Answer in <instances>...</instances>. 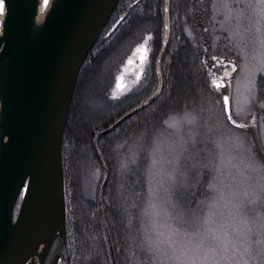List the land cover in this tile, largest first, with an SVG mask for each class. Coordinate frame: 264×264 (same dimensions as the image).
I'll use <instances>...</instances> for the list:
<instances>
[{
	"label": "trees",
	"instance_id": "trees-1",
	"mask_svg": "<svg viewBox=\"0 0 264 264\" xmlns=\"http://www.w3.org/2000/svg\"><path fill=\"white\" fill-rule=\"evenodd\" d=\"M214 1L170 0V37L161 64L162 92L150 106L132 115L97 142L108 171L102 205L116 264H153L151 245L156 240L146 231L149 226L146 216L151 210L148 207L150 197L146 192V172L151 168L150 149L156 139L162 136L166 124L172 119L191 115L199 120L198 123L204 124V119L212 114L208 107L213 101L212 97L219 92L211 89L212 79L208 75V68L213 57L223 58L224 52L219 51L218 46L220 42L219 47L225 45L223 41L215 43L214 40L215 33H220L213 17ZM119 19L121 21L115 31L96 43L80 70L64 134L62 157L67 264H112L98 204L103 171L92 142L97 133L141 105L157 87L154 64L163 36V0H121L107 30ZM144 41L149 47V62L139 83L122 96L112 97L111 90L117 72ZM256 85L255 117L264 119V80L259 78ZM218 101L222 106L221 98ZM223 116L228 127L248 134L230 126L224 111ZM249 145L254 158L261 164L251 142ZM196 147L200 145L193 146V149ZM200 151L203 154L201 147ZM239 157L241 162L243 152H239ZM208 161L210 164L206 167L209 169L198 172L192 165L193 173L184 180L176 177L178 181L173 185L178 202L189 212L188 217L200 220L202 228L206 212L215 207L218 203L216 197L219 198L218 190L213 192L214 176H211V172H205L215 171L213 166L216 167V159H213V165L211 158L201 159L200 162ZM221 163L223 160L220 162L219 159L220 169ZM240 173L245 177L241 170ZM231 183L233 189L235 183ZM174 189L168 191V202L164 205L166 208L169 203L175 202ZM233 193L237 195L238 201L247 195L237 188H234ZM256 197L258 192L254 188V216L258 215ZM198 207L202 210H197ZM217 220L219 217L216 214L215 221L219 223ZM256 220L254 218V262L259 248H264V216ZM258 231L262 233L260 237ZM233 235L235 237L236 233ZM234 237L230 238L229 242L232 243L228 250L239 247L234 244L238 243V238L235 240ZM230 253H233L231 258H234V252Z\"/></svg>",
	"mask_w": 264,
	"mask_h": 264
},
{
	"label": "water",
	"instance_id": "water-1",
	"mask_svg": "<svg viewBox=\"0 0 264 264\" xmlns=\"http://www.w3.org/2000/svg\"><path fill=\"white\" fill-rule=\"evenodd\" d=\"M121 0H50L37 22L39 0H3L0 14V264H67L66 199L62 144L80 70ZM135 4V3H134ZM170 0H163V36L154 70L155 92L109 128L92 147L103 171L98 204L108 239L102 198L108 171L98 140L150 106L163 88L161 64L170 37ZM132 5H130L131 7ZM227 123L230 86L216 79ZM228 97L225 105L224 97ZM227 108V111H226ZM233 120V119H232ZM248 132L260 162L264 151L255 125Z\"/></svg>",
	"mask_w": 264,
	"mask_h": 264
},
{
	"label": "rangeland",
	"instance_id": "rangeland-1",
	"mask_svg": "<svg viewBox=\"0 0 264 264\" xmlns=\"http://www.w3.org/2000/svg\"><path fill=\"white\" fill-rule=\"evenodd\" d=\"M213 17L215 27L220 32L214 35L215 43L223 41L225 45L219 47V43L218 50L224 52V56L210 60L208 75L212 80H228L232 119L236 123L255 125L264 147V119L256 118L257 113L254 111L256 83L259 78L264 80V4L260 0H215ZM138 48L140 52L136 51ZM145 48L147 59L141 68L140 57L144 56ZM148 54L149 47L144 41L128 56L115 76L112 97L122 96L139 83L149 62ZM130 60L132 64H129ZM233 67L235 71H232ZM226 72L230 75H225ZM118 81L122 83V90L117 88ZM252 81H255L254 89ZM219 98V94L212 97L213 101L208 107L212 114L209 118L204 116V124L198 123L199 120L191 115L172 119L166 124V131L150 149L151 168L146 172V192L150 197L148 207L151 210L146 216V223L149 224L146 231L156 240L151 245L153 264H192L193 260L196 264H202L205 256L211 264H264V248H259L254 262V218L256 220L264 216L261 213L264 212L263 170L251 151L249 135L226 125ZM197 145H200L203 154L200 147L193 149ZM239 152H243L241 162ZM204 158H211L212 165L213 159H216V167L213 166L215 171L205 172H211V176H214L213 192L218 190L220 200L216 197L218 203L206 212L202 221L205 225L203 229L200 220L188 217L189 212L178 202L173 185L178 179L184 180L193 173L192 165L198 172L209 169L206 167L209 161L200 162ZM219 159L220 162L223 160L221 169ZM232 181L235 183L233 189L230 187ZM171 188L175 191V202L169 203L166 208L164 205L168 202L167 195ZM234 188L247 194L242 201L237 200ZM254 188L258 192L255 198L258 204L257 216H254ZM203 204L206 205L205 202ZM198 209L202 210L200 207ZM216 214L219 223L215 221ZM177 228L181 230L177 232ZM185 230L189 235H185ZM235 233L236 238L233 235ZM213 234L216 240L212 245L214 251H211L209 245ZM258 234L259 237L262 235L259 231ZM205 237L208 239L205 240ZM231 237L235 240L238 238V243L234 242L239 246L237 249L228 250L232 243L229 242ZM229 251L234 252V258H231L233 253Z\"/></svg>",
	"mask_w": 264,
	"mask_h": 264
},
{
	"label": "snow or ice",
	"instance_id": "snow-or-ice-1",
	"mask_svg": "<svg viewBox=\"0 0 264 264\" xmlns=\"http://www.w3.org/2000/svg\"><path fill=\"white\" fill-rule=\"evenodd\" d=\"M260 3L264 4V0H260ZM47 6H48V0H43V7H44V8H47ZM3 7H4V6H3V0H0V13L3 12ZM149 39H151V38L149 37ZM145 44H147V41H145ZM136 51H137V52H140L141 49L138 48ZM143 51H144L145 54H144V56L140 57L141 68L143 67V63H144V61H146V59H147V49L145 48V49H143ZM132 63H133V61L130 60V61H129V64H132ZM220 63L222 64L223 61H220ZM235 70H236V69L233 67V68H232V71H235ZM225 75H230V73L226 72ZM137 79H139V74H137ZM120 80L122 81V77L120 78ZM212 84H213V86L216 87V88H221V87H223V83L220 82V81H218V80H216V79H213ZM117 88H118V90H122V83H120L119 81H118V84H117ZM252 88H253V89L255 88V81H252ZM224 101H225V105L227 106V105H228V97H227V96L224 97ZM262 107H264V105H262ZM226 111H227V108H226ZM228 119H229V120L235 125V127H237V128H243V127H246V125L241 124V123H236L234 120H232V116H231L230 114H229V116H228ZM260 167H261L262 170H264V162H261ZM207 219H208V218L206 217V218H205V223H207ZM180 230H181L180 228H177V229H176L177 232H179ZM185 235H186V236L189 235V234L187 233L186 230H185ZM207 239H208V237H205V240H207ZM215 240H216V238H215V236H214V234H213V238H212L211 243H210V245H209V250H211V251H214V249L212 248V245L215 244ZM202 243H203V242H202ZM192 264H196V262L193 260V261H192ZM202 264H211V261H209V260H208V257L205 256V257H204V260L202 261Z\"/></svg>",
	"mask_w": 264,
	"mask_h": 264
},
{
	"label": "bare ground",
	"instance_id": "bare-ground-1",
	"mask_svg": "<svg viewBox=\"0 0 264 264\" xmlns=\"http://www.w3.org/2000/svg\"><path fill=\"white\" fill-rule=\"evenodd\" d=\"M49 3H50V0H48V5H49ZM46 10H47V8H44L43 7V0H39L38 11H37V18H36V21L37 22L43 17V15L46 12Z\"/></svg>",
	"mask_w": 264,
	"mask_h": 264
},
{
	"label": "flooded vegetation",
	"instance_id": "flooded-vegetation-1",
	"mask_svg": "<svg viewBox=\"0 0 264 264\" xmlns=\"http://www.w3.org/2000/svg\"><path fill=\"white\" fill-rule=\"evenodd\" d=\"M134 3H136V1H135ZM132 4H133V3H132ZM132 4H131V5H132ZM129 8H130V5H129ZM109 29H110V28H108V30H109ZM108 30H107V26H106V28H105V30H104V32H103V35H105L106 32H107Z\"/></svg>",
	"mask_w": 264,
	"mask_h": 264
}]
</instances>
